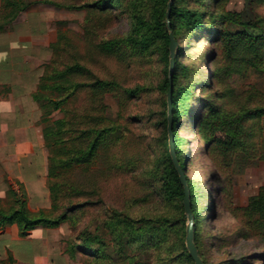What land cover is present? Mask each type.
I'll return each mask as SVG.
<instances>
[{
	"label": "rangeland",
	"instance_id": "374dc122",
	"mask_svg": "<svg viewBox=\"0 0 264 264\" xmlns=\"http://www.w3.org/2000/svg\"><path fill=\"white\" fill-rule=\"evenodd\" d=\"M199 6L191 2L189 8ZM23 7L27 9L11 20ZM155 11L154 0H0V30L17 25L22 28L25 22L43 43L52 45L43 75L46 69L51 70L54 48L59 47L54 68L79 63L88 69L87 76L91 74L93 81L94 75L112 86H103L107 94L101 102L106 106L103 110L92 111L96 104L84 93L71 101L72 109H89L104 117L95 129L115 126L114 132L103 137L108 149L100 147L91 164L73 163L60 170L63 178L54 180L63 185L57 192V208L51 205L42 211L43 217L57 219L69 205L86 204L55 227L74 264H195L186 245L188 217L185 213L184 223L181 202L169 200L163 191V178L170 167L169 138L164 130L167 97L159 90L167 71L163 45L159 40L147 45L129 41L133 18H142L139 32L151 36L152 30L145 25L154 21ZM210 12L216 14L214 28L224 32L219 42L214 41V33L207 35V28L193 35L184 31L177 37L181 66L188 67L181 84L199 85L194 90L199 100L196 108L200 106L196 114L201 113L207 98L217 108L232 113L240 108L247 92L254 91L253 86L264 91V64L258 73L256 53L244 38L256 19L264 26V0H218ZM108 44L119 46L116 54L108 53ZM258 49L264 63V44ZM80 82L86 81L81 78ZM203 82L207 85L199 89ZM192 103L188 98L187 104ZM179 112L183 156L190 166L195 205L201 207L198 212L204 220L198 227L204 264H264V220L248 214L251 199L264 190V161L255 158L264 149V134L261 138L259 133L264 121L248 123L250 129L244 137L247 153L239 149L229 153L217 144L212 160L207 155L209 142L215 137L226 140V132H215L208 126L210 140H204L201 131L191 126L193 111ZM63 118L64 112L53 117ZM63 139L70 148L68 156L55 154V160H68L80 150L74 147L77 144L72 135L65 134ZM47 152L49 158L48 148ZM13 190L17 196L11 194L0 202L2 209L18 208L17 200H28L24 188ZM82 235L97 244L96 258L76 247Z\"/></svg>",
	"mask_w": 264,
	"mask_h": 264
},
{
	"label": "trees",
	"instance_id": "16d2710c",
	"mask_svg": "<svg viewBox=\"0 0 264 264\" xmlns=\"http://www.w3.org/2000/svg\"><path fill=\"white\" fill-rule=\"evenodd\" d=\"M180 1L186 2V4H179ZM170 0H154L156 4L155 19L151 24L145 25L146 28L151 29L152 33L150 35H144L142 32H139V28L142 25V18H133V30L130 33L131 38L129 41L132 44H144L147 45L150 41L159 40L163 45V61L166 66L165 79L159 85V90L167 97V101L164 106L168 111V93L170 90V64H171V38L170 35L173 34L174 39L177 43V37L180 33L188 31L189 34H194L197 30L206 29L207 35L214 33L215 42H219L224 34L222 29L214 28V21L216 19V14L210 12V9L215 7V4L218 3V0H214L213 3H210L208 0H175L172 6L171 18H170V28H168L166 16L168 10V3ZM191 2L199 3L200 6L197 8H189ZM16 5V4H13ZM120 6V5H119ZM121 7V6H120ZM27 7H23L20 12H18L13 19L18 18L19 14L22 11H25ZM121 10H118L117 14L121 13ZM210 16L209 27L206 26L205 21L206 17ZM2 29V28H1ZM250 32L246 37L241 35L246 39V44L253 48L256 53L255 60H257L256 69L258 73L263 71V58L260 55L259 46L264 44V26L259 22L258 19L250 27ZM240 35V34H239ZM238 36V34H236ZM232 37V35L228 36ZM104 45L100 47L101 52ZM116 44H108V53L110 55L117 53ZM59 47L54 48V57L51 60L52 65L51 72L45 71V74L42 76L39 84L38 91L34 95V99L40 104L42 109L43 117L41 121L43 138L46 144V147L50 150L48 158V179L49 182V191L51 195L52 208H57V192L63 190V185L57 182H54L56 179H62L60 176V170L67 169L72 166L73 163L78 164H91L97 156V150L100 147H106L108 145L103 142V137L114 132V127L110 128H101L100 130L95 129V127L101 125L103 121V116H98L92 111H97L98 109H104L106 106H102L101 102L104 97L107 95L103 89V86H111V84H105L104 81L99 80L94 75V81L90 78L91 74L87 76L88 69L85 66L74 63L73 65H62V69L54 68L57 65ZM181 52L182 50L177 47L175 54V68L173 71V135H174V146L175 153L178 159L179 164L182 166L184 173L187 178L190 196H191V205L192 213L194 216V242L200 252V237L198 227L203 223V219L199 216V209L201 208L198 205H195V193L193 182L189 178L190 166L188 165L187 158L183 156L184 154V140L180 138V129H179V120H180V110L182 109L183 113L188 110H192L193 114L190 118L191 126L199 129L201 131V136L204 140H210L208 136V126L212 127L213 131L223 129L226 132V140L221 141L216 137L210 140V148L207 151V155L213 160L212 152L213 148L217 144L225 148L226 152L236 153L238 149L241 152L247 153V144L244 142V137L250 129L248 123L252 121L263 122L264 121V91L255 88L254 91L247 92V95L243 97V101L240 104V108L232 113L226 112L223 109L217 108L213 105L211 98H207L206 102L202 105V111L198 113L199 108H196V104L199 103V100L195 96V88L198 84L191 83L188 86L181 84V79L185 78L188 74V67L181 66ZM47 66L46 68H48ZM81 78L85 79L86 82H80ZM89 80V81H88ZM88 81V82H87ZM93 81V82H91ZM52 83V84H50ZM207 84L203 82L200 85V88H205ZM199 86V85H198ZM86 94L87 97L93 101L92 103L96 104L93 107L92 111L86 109L82 112L72 109L69 107L71 101L74 103L79 97L80 94ZM130 95H134L135 91H126ZM188 98H191L193 101L192 104H187ZM57 112H64L63 119L54 120V114ZM119 130V129H118ZM165 133L168 134V117L164 122ZM259 133L261 138L264 134V126L259 128ZM65 134L72 135V141L77 145L74 147L79 148L77 150L76 156L71 157L68 160L60 161L55 160L54 155L59 154L68 156L69 146H65V141L63 139ZM61 136V138H60ZM67 141L69 139L67 138ZM65 146L63 148L62 145ZM64 156V157H65ZM258 161H264V149L255 157ZM170 167L167 176H164V181L166 182L164 188V195H167L169 200L172 198L178 199L183 207V217L184 223L186 222L185 208L183 205L184 201V189L179 180L178 172L175 169L171 154L169 155ZM57 163V164H56ZM53 181V182H52ZM64 186L65 183L63 182ZM17 196L14 190H11L9 196ZM15 205H19L18 208H10L4 210L0 207V232H3L7 227L16 224L20 229V235L25 237L28 233L34 230L37 226L43 225L45 227H59L62 222L69 218V214L74 213L76 210L81 209L84 205L78 204L76 206L69 205V208L61 214L57 219H51L43 217L42 211L38 213H33L28 209V204L26 200H17ZM249 213L261 216L264 220V190L259 193V196L249 204ZM184 235L186 236V229L184 230ZM79 244L77 243V248L84 254L88 256L97 257L98 247L97 244L87 238L85 235L80 236L78 239ZM190 260H193L191 256H188ZM202 258V256H201ZM252 258V257H250ZM203 261V259H202ZM204 263V261H203ZM1 264H15V261L12 257L9 258L7 262Z\"/></svg>",
	"mask_w": 264,
	"mask_h": 264
},
{
	"label": "crops",
	"instance_id": "0c3cea01",
	"mask_svg": "<svg viewBox=\"0 0 264 264\" xmlns=\"http://www.w3.org/2000/svg\"><path fill=\"white\" fill-rule=\"evenodd\" d=\"M24 23L0 30V202L22 187L28 209L38 213L52 204L42 112L34 95L52 45ZM64 243L56 228L39 225L23 237L14 224L0 232V264L10 257L15 264H74Z\"/></svg>",
	"mask_w": 264,
	"mask_h": 264
},
{
	"label": "water",
	"instance_id": "95a60500",
	"mask_svg": "<svg viewBox=\"0 0 264 264\" xmlns=\"http://www.w3.org/2000/svg\"><path fill=\"white\" fill-rule=\"evenodd\" d=\"M175 0H170L168 3V10H167V25L168 28H170V18H171V11L172 6L174 4ZM171 38V46H170V52H171V64H170V73H169V79H170V90L168 93V134H169V146H170V154L173 160V164L175 166L176 171L179 175V180L183 186L184 189V201L183 205L185 208V213L188 217V225H187V236H186V245L189 251V254L191 258L193 259L195 264H204L202 261V258L199 254V250L194 242V216L192 213V205H191V196H190V190L187 182L186 175L184 173V170L182 169V166L179 164L178 159L176 157L175 153V146H174V135H173V102H172V96L174 91V86L172 82L173 78V71L175 68V54H176V48L177 43L174 39L173 34L170 35Z\"/></svg>",
	"mask_w": 264,
	"mask_h": 264
}]
</instances>
